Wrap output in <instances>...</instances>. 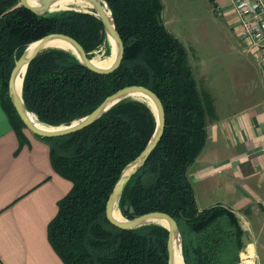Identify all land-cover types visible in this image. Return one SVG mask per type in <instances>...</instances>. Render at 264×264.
<instances>
[{"label": "trees", "instance_id": "16d2710c", "mask_svg": "<svg viewBox=\"0 0 264 264\" xmlns=\"http://www.w3.org/2000/svg\"><path fill=\"white\" fill-rule=\"evenodd\" d=\"M103 1L123 42L120 65L100 74L70 50L45 49L25 70L21 86L25 106L39 122L67 125L124 86L152 90L165 111L164 130L124 186L118 207L128 219L151 211L173 217L184 264H239L246 245L239 217L221 203L199 209L188 176L206 141L211 98L198 89L186 48L166 28L161 0ZM18 2L0 0V102L19 145H24L25 125L8 96V79L27 45L49 33H63L76 39L91 58L102 44L108 54L110 44L93 11L70 8L39 15ZM155 124L150 105L126 98L80 130L35 135L47 144L53 170L71 183L46 228L47 239L64 264H167L166 227L149 223L123 229L105 213L121 170L143 150Z\"/></svg>", "mask_w": 264, "mask_h": 264}, {"label": "crops", "instance_id": "0c3cea01", "mask_svg": "<svg viewBox=\"0 0 264 264\" xmlns=\"http://www.w3.org/2000/svg\"><path fill=\"white\" fill-rule=\"evenodd\" d=\"M229 12V23L235 25L236 16ZM257 66L259 82L221 107L213 99L208 111L205 144L188 168L199 209L216 203L202 201L207 193L200 192H208V183L231 195L221 203L239 219L241 210L256 212L255 204L264 206V76ZM242 98L246 100L240 102ZM23 132L28 142L19 145L0 102V264H64L46 228L71 183L53 170L47 144L25 128ZM240 223L248 239L240 256L257 264L255 241L250 240L254 229L247 220V226Z\"/></svg>", "mask_w": 264, "mask_h": 264}, {"label": "rangeland", "instance_id": "374dc122", "mask_svg": "<svg viewBox=\"0 0 264 264\" xmlns=\"http://www.w3.org/2000/svg\"><path fill=\"white\" fill-rule=\"evenodd\" d=\"M161 4L162 20L186 48L197 87L204 97L210 96L211 109L213 99L217 107H221L231 97L248 92L256 81L259 82L255 58L246 48L248 52L244 51L247 45L241 38L238 23H229L231 14L226 9L227 5L221 6L217 0H161ZM110 55L111 47L106 54L103 44L92 51V57L99 59ZM243 100L246 99L242 98L240 102ZM200 193H207L202 196L205 203H221L226 196L231 197L216 183H208V192ZM203 202L199 201L198 205H203ZM254 206L258 211L251 207L241 210L240 221L245 226V220L251 223L254 230L250 240L255 241V259L257 264H264V206L258 203ZM247 241L245 239V243Z\"/></svg>", "mask_w": 264, "mask_h": 264}, {"label": "water", "instance_id": "95a60500", "mask_svg": "<svg viewBox=\"0 0 264 264\" xmlns=\"http://www.w3.org/2000/svg\"><path fill=\"white\" fill-rule=\"evenodd\" d=\"M57 0H39L36 4L29 3V0H19L18 6H23L35 14H44L46 12L51 11V6L56 2ZM92 4V10L99 17V19L102 22L104 32L106 34L108 42L112 40L114 44L115 49V55L113 58V61L109 66L103 67V66H97L92 63L91 59L87 57L86 52L82 45L73 37L63 34V33H49L47 35L42 36L41 38L37 39L36 41L31 42L37 43L31 51H28V47L30 44L27 45V47L23 50V52L20 54V56L17 58V60L14 63V66L11 69L9 79H8V96L11 100V103L16 110L18 116L22 120L23 124L25 125V128H27L31 133L37 136H44V137H53V136H61L66 135L71 132L80 130L91 123H93L102 113L106 112L109 108H111L116 103L126 99V98H133L132 94H142L146 98L148 97L152 101V105L150 106L154 116H155V129L148 140L147 144L143 148V150L136 156L134 159L129 161L121 170L118 179L115 182V185L111 191V193L108 196V199L106 201L105 205V213L107 219L115 226L123 229H132L136 228L141 225L149 224V223H156L155 220H164L166 221V225L160 224L164 227H166L168 231V239H167V252H168V261L167 264H174L173 262V249H172V237L177 236L179 238V244H180V250H181V237H180V231L177 225V222L171 217L168 213L162 212V211H151L147 213H143L141 215L134 216L133 218H125L123 220H117L113 217V211L115 206L118 205V200L120 198V195L123 191L124 186L130 179V177L138 170L139 167L143 165L149 154L152 152V150L157 145L158 141L160 140L164 126H165V111L162 106V103L158 96L149 88L143 86V85H127L124 86L115 92L107 95L99 105H97L91 112L88 114L72 121L68 125H47L43 124L46 127L45 128H39L35 125H33L27 118L26 112H31L27 109L25 106L23 99L20 96H18L15 92V79L17 78L20 70L25 67V70L27 68V65L30 63V61L41 51L45 50L46 43L53 37L61 38L65 41H67L72 47L74 54L78 57V59L81 61L83 65H85L90 70L100 73V74H106L114 71L121 63L124 47L123 42L121 40V37L119 36L118 32L115 29V26L112 22L110 10L109 15L107 14V11L105 10L106 3L103 0H87ZM70 9V8H65ZM86 11V10H83ZM92 12V11H87ZM110 39V40H109ZM110 44V42H109ZM53 48V47H51ZM59 48V47H54ZM65 49V48H61ZM66 50V49H65ZM22 74V80L25 74ZM137 99V98H134ZM51 128V129H47ZM120 211V209H119ZM130 212H133V209L130 208Z\"/></svg>", "mask_w": 264, "mask_h": 264}, {"label": "bare ground", "instance_id": "6f19581e", "mask_svg": "<svg viewBox=\"0 0 264 264\" xmlns=\"http://www.w3.org/2000/svg\"><path fill=\"white\" fill-rule=\"evenodd\" d=\"M39 0H29V3L31 4H36L38 3ZM65 8H76L80 10H86V11H93L92 10V4L88 2L87 0H57L52 6H51V11L59 10V9H65ZM105 10L107 11V14L109 15L108 8L105 7ZM110 40V39H109ZM110 42V47H111V55L109 57H106L104 59H99L96 57H92L91 61L93 64L97 66H109L111 62L113 61L114 55H115V49H114V44L112 40ZM37 43H32L28 47V51H31L33 46H35ZM51 47H59V48H65L66 50H70L73 52V47L65 40L58 38V37H53L51 38L47 43H46V49L51 48ZM74 53V52H73ZM100 57V56H99ZM25 67H23L17 78L15 79V92L18 96H20L21 93V86H22V74L24 73ZM133 98H137L138 100L146 102L148 105H152V101L147 97H145L142 94H132L131 95ZM28 120L35 126L39 128H45L46 126L41 124L42 122H39L36 115L33 114L32 112H26ZM74 121V120H73ZM70 124V123H69ZM65 125V124H62ZM68 125V124H67ZM51 129V128H47ZM113 217L117 220H123V216L119 211L118 205L115 206L114 211H113ZM154 222L164 224L166 225V221L164 220H155ZM172 249H173V263L174 264H184L181 250H180V244H179V238L175 235L172 237ZM249 255H251V252H249ZM243 264H254L253 260L248 258L246 254H243ZM241 263V264H242Z\"/></svg>", "mask_w": 264, "mask_h": 264}, {"label": "built area", "instance_id": "2783aa9c", "mask_svg": "<svg viewBox=\"0 0 264 264\" xmlns=\"http://www.w3.org/2000/svg\"><path fill=\"white\" fill-rule=\"evenodd\" d=\"M219 5H227L240 26L241 38L246 49L254 56L258 65L263 68L264 76V0H218ZM247 40V42H246ZM243 259L240 256L241 264Z\"/></svg>", "mask_w": 264, "mask_h": 264}]
</instances>
